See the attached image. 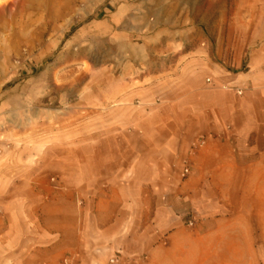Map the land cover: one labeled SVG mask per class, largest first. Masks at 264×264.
<instances>
[{
  "label": "crops",
  "instance_id": "crops-1",
  "mask_svg": "<svg viewBox=\"0 0 264 264\" xmlns=\"http://www.w3.org/2000/svg\"><path fill=\"white\" fill-rule=\"evenodd\" d=\"M220 18L246 36L244 71L214 63L198 29L173 34L170 74L135 91L160 109L150 123L164 134L136 136L129 119H116L111 127L127 133L109 136L94 187L84 157L76 200L73 188L70 198L42 199L35 185L20 186L0 213V264H84L87 253L128 264H264V12ZM187 214L196 228L188 237Z\"/></svg>",
  "mask_w": 264,
  "mask_h": 264
},
{
  "label": "rangeland",
  "instance_id": "rangeland-1",
  "mask_svg": "<svg viewBox=\"0 0 264 264\" xmlns=\"http://www.w3.org/2000/svg\"><path fill=\"white\" fill-rule=\"evenodd\" d=\"M258 11L264 0H0V213L22 185H35L42 199L70 198L73 188L76 200L84 157L85 182L94 187L109 136L127 133L111 127L116 119H129L136 136L163 135L160 123H150L160 109L135 91L170 74L173 34L198 29L214 63L244 71L236 65L246 36L219 17ZM190 220L183 217L187 237L196 229ZM112 258L128 264L118 254L90 253L84 264Z\"/></svg>",
  "mask_w": 264,
  "mask_h": 264
},
{
  "label": "built area",
  "instance_id": "built-area-1",
  "mask_svg": "<svg viewBox=\"0 0 264 264\" xmlns=\"http://www.w3.org/2000/svg\"><path fill=\"white\" fill-rule=\"evenodd\" d=\"M207 81H209V80H207ZM237 92L240 93V91H237ZM201 144H202V143H201ZM186 174H188V169H187V168L184 169L182 176H183V177H186ZM188 224L191 226L193 223H192V221H189ZM116 261H117L116 258H112V259L110 260V263L112 264V263H115Z\"/></svg>",
  "mask_w": 264,
  "mask_h": 264
}]
</instances>
